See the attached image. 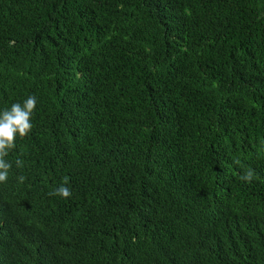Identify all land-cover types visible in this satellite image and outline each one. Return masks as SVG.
Masks as SVG:
<instances>
[{"label": "trees", "instance_id": "obj_1", "mask_svg": "<svg viewBox=\"0 0 264 264\" xmlns=\"http://www.w3.org/2000/svg\"><path fill=\"white\" fill-rule=\"evenodd\" d=\"M32 95L0 264H264V0H0V112Z\"/></svg>", "mask_w": 264, "mask_h": 264}, {"label": "clouds", "instance_id": "obj_2", "mask_svg": "<svg viewBox=\"0 0 264 264\" xmlns=\"http://www.w3.org/2000/svg\"><path fill=\"white\" fill-rule=\"evenodd\" d=\"M37 107V98L32 95L27 97L23 103H14L10 108L0 112V183H5L8 179L12 163L6 157L16 148V140L25 138L30 134L33 128L32 117ZM18 168L24 166V162L20 159L15 161ZM255 178L254 171L249 169L241 175L240 179L245 182H251ZM19 183L25 181L24 176H19ZM70 177L65 176L61 184L49 192V196H59L69 198L72 195L70 187H68Z\"/></svg>", "mask_w": 264, "mask_h": 264}]
</instances>
